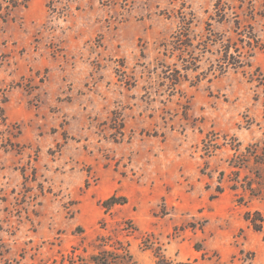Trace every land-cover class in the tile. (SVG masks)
Masks as SVG:
<instances>
[{
  "label": "rangeland",
  "instance_id": "obj_1",
  "mask_svg": "<svg viewBox=\"0 0 264 264\" xmlns=\"http://www.w3.org/2000/svg\"><path fill=\"white\" fill-rule=\"evenodd\" d=\"M262 157L264 0H0V264H264Z\"/></svg>",
  "mask_w": 264,
  "mask_h": 264
},
{
  "label": "trees",
  "instance_id": "obj_2",
  "mask_svg": "<svg viewBox=\"0 0 264 264\" xmlns=\"http://www.w3.org/2000/svg\"><path fill=\"white\" fill-rule=\"evenodd\" d=\"M27 0H14V4H21L23 2H26ZM238 158V155H235ZM243 161H245L246 159H242ZM263 161L262 164L264 166V157H262ZM242 162L240 161L239 164H241ZM251 179H249L248 182V186H250L251 184ZM247 189H249V191H251L252 193V189L250 187H248ZM120 197H109L108 199L103 201V205L104 206H109L115 202H117V200ZM261 220V219H260ZM257 230H259V228H257ZM100 240H104L102 237ZM121 251H118L115 253L114 251H109V250H102L98 255H96L95 257H93V263L94 264H126L125 261L128 260L130 262V264H135V261H133L132 259V255L128 253V251L126 249H120ZM155 264H197L194 260H175V259H170L162 254H157L156 255V260H155Z\"/></svg>",
  "mask_w": 264,
  "mask_h": 264
}]
</instances>
